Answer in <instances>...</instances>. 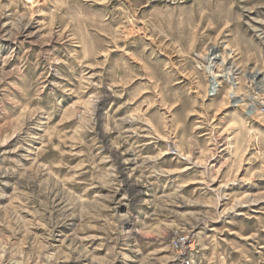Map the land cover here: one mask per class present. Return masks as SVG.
<instances>
[{"label": "rangeland", "instance_id": "obj_1", "mask_svg": "<svg viewBox=\"0 0 264 264\" xmlns=\"http://www.w3.org/2000/svg\"><path fill=\"white\" fill-rule=\"evenodd\" d=\"M263 82L264 0H0V264H264Z\"/></svg>", "mask_w": 264, "mask_h": 264}, {"label": "built area", "instance_id": "obj_2", "mask_svg": "<svg viewBox=\"0 0 264 264\" xmlns=\"http://www.w3.org/2000/svg\"><path fill=\"white\" fill-rule=\"evenodd\" d=\"M172 246L174 247V249L179 253L182 252H186V251H191L193 249V244L194 242H186V237L181 236V235H177L175 236V239L172 241ZM190 258H184L181 261L184 264H189L190 263Z\"/></svg>", "mask_w": 264, "mask_h": 264}, {"label": "bare ground", "instance_id": "obj_3", "mask_svg": "<svg viewBox=\"0 0 264 264\" xmlns=\"http://www.w3.org/2000/svg\"><path fill=\"white\" fill-rule=\"evenodd\" d=\"M219 59V55H214V56H212L211 58H209V60L211 61V62H216L217 60ZM228 73V72H227ZM225 74V73H224ZM257 72H255V73H253L252 74V77H254L255 78V76L257 77ZM222 77H224V75L222 74V72H219V73H215V74H213V81H212V83H213V86H215L216 84L215 83H217V81L219 80L218 78H222ZM227 80H229V78L227 79ZM215 84V85H214ZM263 84H264V82H263ZM218 85V84H217ZM210 87V86H209ZM211 88V87H210ZM212 90H214V87L212 88ZM216 91V90H215ZM239 98V97H238ZM234 100V99H233ZM232 100V101H233ZM241 100V99H240ZM236 103V102H235ZM234 103V104H235ZM237 104V103H236Z\"/></svg>", "mask_w": 264, "mask_h": 264}]
</instances>
